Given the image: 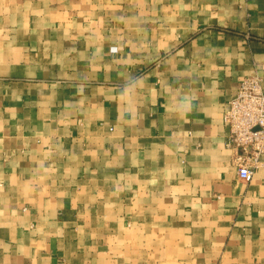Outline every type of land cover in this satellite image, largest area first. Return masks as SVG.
I'll return each instance as SVG.
<instances>
[{"label": "crops", "instance_id": "obj_1", "mask_svg": "<svg viewBox=\"0 0 264 264\" xmlns=\"http://www.w3.org/2000/svg\"><path fill=\"white\" fill-rule=\"evenodd\" d=\"M253 74L264 0H0V264H264Z\"/></svg>", "mask_w": 264, "mask_h": 264}, {"label": "built area", "instance_id": "obj_2", "mask_svg": "<svg viewBox=\"0 0 264 264\" xmlns=\"http://www.w3.org/2000/svg\"><path fill=\"white\" fill-rule=\"evenodd\" d=\"M230 127L228 145L235 149L239 177L249 182L256 169L264 164V78L245 76L237 95L224 113Z\"/></svg>", "mask_w": 264, "mask_h": 264}]
</instances>
